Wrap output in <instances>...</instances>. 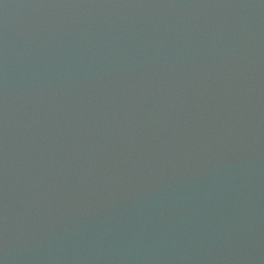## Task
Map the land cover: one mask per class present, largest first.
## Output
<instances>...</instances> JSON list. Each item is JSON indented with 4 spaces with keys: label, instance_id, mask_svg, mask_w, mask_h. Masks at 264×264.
Here are the masks:
<instances>
[{
    "label": "water",
    "instance_id": "water-1",
    "mask_svg": "<svg viewBox=\"0 0 264 264\" xmlns=\"http://www.w3.org/2000/svg\"><path fill=\"white\" fill-rule=\"evenodd\" d=\"M0 264H264V0H0Z\"/></svg>",
    "mask_w": 264,
    "mask_h": 264
}]
</instances>
